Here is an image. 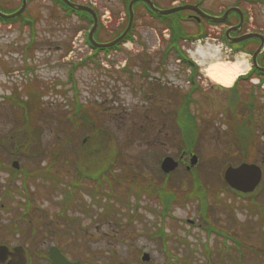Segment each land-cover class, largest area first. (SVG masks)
<instances>
[{
    "label": "rangeland",
    "instance_id": "374dc122",
    "mask_svg": "<svg viewBox=\"0 0 264 264\" xmlns=\"http://www.w3.org/2000/svg\"><path fill=\"white\" fill-rule=\"evenodd\" d=\"M157 1L161 7L198 2ZM234 3L235 0L200 2L214 12ZM241 5L249 15L247 28L264 31V1L248 0ZM105 7L107 12L108 6ZM37 9L39 22L32 30L25 29L31 30L30 34L20 31L21 26L0 27V233L10 230L16 234L10 237L25 239L27 231L35 226L49 244L57 242L68 255L88 264H264V88L256 91L251 82V93L261 98V116L256 123L257 147L248 153V160L262 167L263 181L254 194L244 197L227 190L222 180L224 168L229 163L238 164L243 155L230 147V134L222 133L221 125L219 131L215 127L219 123L217 103L209 96H226L227 91L210 89L211 85L219 86L205 70L214 61L236 60L234 55L225 54V25L186 22L188 34L205 32L206 36L180 44L198 67L195 79L199 86L190 97L191 107L211 122L200 123V136L194 140L201 161L196 168V181L199 190L203 188L207 193L209 205L207 214H202L201 209L206 211L204 193L200 192L201 203L185 165L181 164L168 177L160 168L165 155L178 159L186 144L180 129L173 125L175 114L171 112L180 98H168L174 90L167 82L171 81L181 93L191 85L190 70L178 62L174 52L164 49L169 35L166 26L144 14L136 23L131 41L111 51L108 57L99 53L93 58L88 48L80 50L83 44L73 17L56 12L52 16L43 7ZM109 18L104 20L107 29L112 30L120 20ZM38 26L39 33L35 34ZM143 49L149 50L150 58L142 57ZM123 65L130 70L117 68ZM143 70L167 81L168 90L159 89L156 81L155 85L143 77ZM81 102L97 130L90 131L81 124L72 131V124L63 120ZM140 108L147 112L146 117L139 118ZM238 112L245 109L240 107ZM80 122L87 123L84 119ZM83 140L87 142L82 147ZM25 145H29V150L22 149ZM191 148L187 144L186 149ZM13 153L18 158L12 159ZM15 159L28 169L48 165L57 175L45 179L38 173L27 178V185L20 190L22 182L11 173ZM204 162L208 168L201 167ZM81 165L87 172L100 170V180L80 176L77 168ZM19 175L20 179L26 176L23 172ZM74 182L79 188L67 214L76 219L68 223L57 213L64 207L66 188ZM96 185L99 186L94 193ZM159 187L175 198L167 209L158 196ZM8 193L13 197H8ZM189 193L195 197L188 198ZM25 194L32 197L33 205L22 220V212L27 211L23 205ZM3 204L5 209L1 208ZM42 221L49 224L43 226ZM208 226L223 228L251 247H243L239 254L231 238L228 241L232 246L216 231H208ZM144 253L149 254L148 261L142 259Z\"/></svg>",
    "mask_w": 264,
    "mask_h": 264
},
{
    "label": "flooded vegetation",
    "instance_id": "af4514ba",
    "mask_svg": "<svg viewBox=\"0 0 264 264\" xmlns=\"http://www.w3.org/2000/svg\"><path fill=\"white\" fill-rule=\"evenodd\" d=\"M73 3H81L87 6H90L88 4H85L83 2H80V0H70ZM105 1V2H103ZM126 1L127 0H100V2H97V5L95 7H93V9L95 10V12L97 13V18L99 20V26L97 28V30L94 32V36L100 37L105 35L107 32L112 35V36H118L120 35L122 32L125 31V29L128 26V22L127 18H128V5L126 6ZM155 5L158 6L159 3L157 0H153ZM260 1H264V0H260ZM130 2V1H129ZM138 3V2H137ZM198 4H200L198 2ZM252 4V3H251ZM105 6H108V13L109 16H106L103 12L106 13V11L104 10V8H106ZM201 8L203 10H205L207 13H212V10L206 9L204 6H202L200 4ZM239 6L242 7L241 3L239 4ZM22 10L18 13L17 16H15V21L18 23H22L23 20H27V21H39L40 19V14L37 13L39 12V9H37V7L39 8H45L48 12L49 15L53 16V12L57 13V15L60 16L61 13H63L64 11V7L62 6V3L60 0H26V2L24 0H0V10L4 13L7 14H13L16 13L19 9ZM147 6L144 2H139L138 4L134 5V12H135V18L134 21L138 20L137 17L140 16L141 13H146L145 11H147ZM243 8V7H242ZM37 9V10H36ZM244 10V17H243V22L240 24V15L236 12L232 13L229 15V19H232V24L229 26H237L236 29H234L231 32V35L233 37H238L240 35H242L243 33L246 32H257L260 33L264 36V31L263 28H257L254 30H249L247 28V25L249 24V18L247 16V12L246 9ZM83 12L82 15L78 14V13H74L75 16V26L76 28H80V27H85L87 25H90V21L94 20V17L91 13H89L88 11L84 10L81 11ZM113 12H116L115 15ZM221 14L223 13V10L220 11ZM43 13V12H42ZM217 13V12H215ZM47 14V16H48ZM193 13H189L188 17L190 18V20H194L195 18L192 17ZM220 14V15H221ZM105 17H110L109 19H111L112 21L114 20H122L119 24H116L113 28V30H105L103 28V23H104V18ZM129 19V18H128ZM110 21V22H112ZM134 21L132 24V28L131 31H135L136 26L134 25ZM254 19L251 16V22H253ZM94 22V21H93ZM125 22V24H124ZM124 24V27H121ZM91 26H93L91 24ZM223 26V24H222ZM227 26V27H229ZM120 27V29L117 31L116 28ZM122 28V29H121ZM91 27H89V31H90ZM88 29L87 32L89 33ZM235 43V44H234ZM233 43V47L238 48L239 50H244V51H251V53H254L259 45L261 44V40L260 38L255 37L254 39H249V40H244L241 42H234ZM149 52V50H148ZM263 54L262 59L260 60L262 63L264 62V51L261 53V55ZM260 57V56H259ZM148 58H150V56H148ZM152 64V63H149ZM165 66L166 64L163 63ZM151 80V79H150ZM157 80V79H155ZM165 82L167 81H163V83L165 84ZM171 85V83H169V81L167 82V85ZM251 86V84H249ZM172 88V87H171ZM224 90V88L222 87H217L214 85L210 86V89H213L214 91L216 90ZM168 90V87L165 88V91ZM231 91V90H228ZM171 96H174L173 94H169L168 98L171 99ZM207 96L204 97L205 100L207 99ZM225 95L222 93H217L215 96H209L212 99H214L217 103V113H222L226 119V121L231 120L232 118V114H235L236 109H240V107L245 109V112L241 113H247L249 120L251 121V92L245 94L242 93L238 96V98L234 95H231L229 93L226 94L225 96V100L223 101V97ZM261 99V98H260ZM260 99L258 101H256V108L259 109L261 107V102ZM225 102V103H224ZM210 105H208L209 107ZM201 107L204 111V108L202 106L201 103ZM7 246V248L5 247ZM26 251V262L25 264H50L51 263V258L49 256L48 253V243L47 240L45 239H25V240H20V239H14V238H9L6 235L4 236L3 234H0V264H21L23 262H21L23 260L24 254V249ZM71 259V258H70ZM71 260H76V259H71Z\"/></svg>",
    "mask_w": 264,
    "mask_h": 264
},
{
    "label": "water",
    "instance_id": "95a60500",
    "mask_svg": "<svg viewBox=\"0 0 264 264\" xmlns=\"http://www.w3.org/2000/svg\"><path fill=\"white\" fill-rule=\"evenodd\" d=\"M182 8H195L197 9L202 15H205L200 9H198L195 6H191V5H186L183 7H177V8H173V9H169V10H157L159 13L162 14H167V13H171L173 11H177L179 9ZM233 10V9H231ZM227 11V13L225 14L224 17L221 18H216V17H211L208 16L210 18H213L215 20H222L225 19L227 14L231 11ZM246 37H251V34H248L246 36L241 37L240 39H244ZM197 162V157L193 156L192 158V164H195ZM15 166H17V163L15 162L14 164ZM177 166V163L172 159V158H166L164 163H163V167L165 168L166 171H169L170 169H173ZM262 178V171L261 169L254 164H246L243 163L242 165L238 166V167H229L226 171L225 174V179L227 180V182L234 188L241 190V191H253L257 185L260 183ZM52 258H53V264H65V259L64 256L62 255L60 250H57L56 248L52 249L51 252Z\"/></svg>",
    "mask_w": 264,
    "mask_h": 264
},
{
    "label": "bare ground",
    "instance_id": "6f19581e",
    "mask_svg": "<svg viewBox=\"0 0 264 264\" xmlns=\"http://www.w3.org/2000/svg\"><path fill=\"white\" fill-rule=\"evenodd\" d=\"M216 58V55H211ZM249 69L248 63L237 57L235 61H214L206 70V74L214 81L230 86L245 71Z\"/></svg>",
    "mask_w": 264,
    "mask_h": 264
},
{
    "label": "trees",
    "instance_id": "16d2710c",
    "mask_svg": "<svg viewBox=\"0 0 264 264\" xmlns=\"http://www.w3.org/2000/svg\"><path fill=\"white\" fill-rule=\"evenodd\" d=\"M176 16H177V18H176V24H177V26H176V28H177V30H178V37L180 36V35H183V33H184V30H183V27H182V25H181V22H180V13H176ZM205 34H203L202 36H204ZM180 38V37H179ZM241 136H242V134H241ZM240 138H243V136L242 137H240ZM25 147H26V149H28L29 148V145H25ZM16 148L18 149V150H21V149H19V148H21V147H19V146H16ZM24 147H22V149H23ZM252 148L253 147H251V150H252ZM244 151H249L250 149H248V148H244L243 149ZM203 192V191H202Z\"/></svg>",
    "mask_w": 264,
    "mask_h": 264
}]
</instances>
